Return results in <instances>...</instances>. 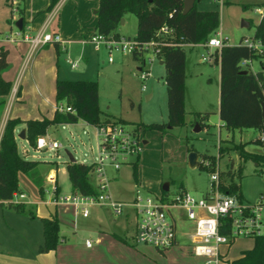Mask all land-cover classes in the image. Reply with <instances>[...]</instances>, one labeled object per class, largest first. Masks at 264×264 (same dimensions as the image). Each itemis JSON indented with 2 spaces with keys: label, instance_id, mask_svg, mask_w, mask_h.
<instances>
[{
  "label": "rangeland",
  "instance_id": "obj_1",
  "mask_svg": "<svg viewBox=\"0 0 264 264\" xmlns=\"http://www.w3.org/2000/svg\"><path fill=\"white\" fill-rule=\"evenodd\" d=\"M225 1H215L209 5L219 13V25L213 34L217 36V32L221 31L226 44L233 45L237 44L242 37L253 35L255 25L261 18L258 10H264V0ZM203 7V3L197 5L199 9ZM123 19L124 22H120L117 26L119 36L134 38L137 32L136 16L128 13ZM246 23L248 25H245ZM105 51L102 48L101 51L95 53L94 59L98 74H95L93 78L98 80L101 118H120L126 123L114 121L104 125L133 131L134 127H137L136 123L139 122H166L165 76L167 70L163 64L159 63V59L147 61L146 69L150 71V76L141 80L137 73V68L140 67L139 61L134 60L130 54L113 51V62H108V53ZM204 52L202 47L185 48V123L172 129L167 128L162 132L156 130L137 132L141 152L136 179H134L131 165L136 158L121 165L116 171L110 167L106 168L109 177L108 187L115 198L130 200L138 183L141 184L138 187L141 186L143 192L151 195L158 194L161 191V185L165 182L169 183L170 192L185 189L192 195L201 197L208 190L210 173L215 171H218L219 175L220 172H230L233 175L232 180L239 184L242 198L246 202L256 203L260 195L264 193V163L256 164L252 160H243L235 148L237 144L245 143L244 149L247 151L264 152V147L257 139L260 133L255 128L227 130L223 123L218 122L214 112L219 99V82L217 81L219 66L215 63L200 62V54ZM253 68L260 69L258 61L253 64ZM102 73L105 75L103 76ZM142 84L145 85V89H142ZM151 92L153 96L147 99L146 96ZM195 107L206 108L205 110L210 112L209 121L205 120L207 126L202 128L197 123V117L192 111ZM219 123L221 125L220 138ZM196 125L200 127V130L195 131ZM96 133L95 126L82 121L76 125H53L49 128L48 134L62 144L61 148L57 151H43L39 154L30 152L29 156L23 155L20 149L19 154L26 159H35L34 156L45 157L47 164L42 167L44 176L47 165L53 166L57 162L62 168L69 161L66 151L71 153L76 162L91 164L96 160L98 153ZM227 134L229 137H226ZM17 142L18 148L22 144L28 148V145L19 137ZM188 149H193L198 154V158L205 159L207 165L198 160L197 164L199 163L200 167H197V164L191 167L187 161ZM239 168L240 175H238ZM21 177L22 179L27 178L24 174H21ZM90 181L96 186L95 175H91ZM58 183L60 185L59 196L71 195V185L67 174L60 171ZM33 187L30 193L27 188L24 189L28 195L23 200L38 197L37 187L35 185ZM26 207L25 213L28 214V208L31 205L27 204ZM1 208L13 211V208L7 206L0 205ZM106 213L117 220L123 219V216H116L109 210ZM85 222L86 219L81 216L76 219V238L81 243H84V239L88 237ZM189 228L190 223L180 221L178 225L179 242L164 251L133 242L132 230L126 238L133 243L134 248L142 250L145 264H202V259L190 254V242L183 236ZM253 243L254 237L240 236L231 242L229 248L223 246L222 249L225 251L228 248L227 257L234 259L240 255L241 250L251 248Z\"/></svg>",
  "mask_w": 264,
  "mask_h": 264
},
{
  "label": "trees",
  "instance_id": "obj_2",
  "mask_svg": "<svg viewBox=\"0 0 264 264\" xmlns=\"http://www.w3.org/2000/svg\"><path fill=\"white\" fill-rule=\"evenodd\" d=\"M59 0H52L47 8L49 11ZM184 0H99L96 10L94 32L103 35H113L119 38L117 26L121 19L128 13H132L137 19V32L133 38L139 44L155 38L156 31L164 24L171 27L177 38H182L188 43H204L216 31L219 25V13L215 9L204 10L194 6L183 14ZM227 2V0L225 1ZM8 6L12 10V1L8 0ZM17 7V6H16ZM15 7V8H16ZM19 9V7H17ZM22 15V9L18 10ZM22 28L20 29L22 31ZM253 38L259 39L264 46V12L259 22L255 25ZM242 37L237 44H224L219 53L220 86H219V118L227 130L255 128L264 132L262 122L261 102L264 101V47L261 53H255L249 49ZM59 51L57 42H54ZM8 51L0 46V95L8 94L11 83L4 81L1 72L7 67ZM132 58L140 63L144 59L143 53L134 52ZM157 58L163 62L167 70L165 85L167 93V121L136 123L133 133L137 135L142 131H164L185 123L184 95H185V48L172 45H163ZM242 60L259 61L260 70L251 71L244 67ZM246 72L243 73L242 71ZM56 109L51 119L8 118L0 136V200L10 199L14 192H20L18 175L23 173L35 184L39 194L44 193L43 180L40 175L39 161L26 159L18 152L14 129L18 124H25V138L29 144L35 146L36 138L44 135L51 125L73 124L82 120L89 125L97 126L124 122L120 118H101L99 106L98 83L95 80H69L58 78L55 82ZM4 101L1 100L0 104ZM60 105L69 106L73 112L59 111ZM210 112H194L197 123L203 128L207 126L205 120ZM260 145H264L259 141ZM245 143L237 144L235 148L239 157L243 160H252L256 164L264 163V152H250L244 149ZM221 149V148H220ZM193 149H188V152ZM222 152V149L219 150ZM206 157V155H202ZM137 156L131 162L134 179L137 176ZM200 167V164H197ZM66 170L71 185L72 193L97 195L98 189L90 181L93 164L81 162H67ZM240 175V168L238 170ZM230 172H220L219 187L224 193L234 194L243 200L239 184L232 180ZM182 188V186H179ZM162 195L166 192L160 189ZM260 196H264V193ZM17 211H24L23 204L13 205ZM43 243L40 252H47L56 248L60 241V224L57 217L41 218ZM228 229H221V233L227 234ZM123 242L130 243L125 237L117 236ZM231 264H264V236H255L253 246L241 251L238 258Z\"/></svg>",
  "mask_w": 264,
  "mask_h": 264
},
{
  "label": "crops",
  "instance_id": "obj_3",
  "mask_svg": "<svg viewBox=\"0 0 264 264\" xmlns=\"http://www.w3.org/2000/svg\"><path fill=\"white\" fill-rule=\"evenodd\" d=\"M11 1L12 10L7 4L8 0H0V46L8 51L6 58L8 65L1 72V77L4 81L11 83L8 94L0 95V101H4L3 104H0V136L8 118L27 120L47 117L51 119L56 108L55 82L58 78L95 80L98 83L97 78H93L95 74H98L94 59L95 53L102 50L96 51L91 44L83 42L84 39L94 32L99 0L60 1L57 15L50 24V29L58 34L60 38V41L57 42L59 51L56 49L54 42H49L32 53L29 52L28 43L24 41L11 42L7 37L15 31V21L19 18H22L23 29L22 31L19 29L22 34H34L39 31L47 20V8L52 0ZM212 2L215 1L199 0L197 5L203 3L204 7L200 9L211 10L212 8L209 5ZM15 6L19 7V9L15 8ZM20 9H22L21 16L18 14ZM195 47L199 46L194 45L186 48L192 49ZM219 53L220 50L215 51V59L211 63L219 66L217 81L220 86ZM68 60L75 63L76 67H72ZM200 62L202 61L200 60ZM255 62L257 61L251 60L250 63H246L243 66L253 72H257L260 69L255 70L253 68ZM81 63L82 65H80ZM102 75L104 76L105 74L102 73ZM152 96L153 93L151 92L146 98L149 99ZM193 109L192 111L194 112H206V108L195 107ZM214 113L218 118V122H221L219 118V99ZM207 120L209 121V117ZM81 121L79 120L73 124L76 125ZM49 128L44 134L48 137H50L48 134ZM220 128L221 125L219 123V138ZM21 130L25 131L24 123L18 124L14 129L16 142ZM258 132L260 133L261 131L258 130ZM228 134L226 137H229ZM21 140L28 145V148L22 144L18 148V152L21 149V153L26 156H29L30 152L34 154L40 153L34 151V146L30 145L26 138ZM144 143L147 142L144 141ZM34 158V160L40 162L38 169L43 180L44 193L41 195L38 192L37 198L27 201L23 200L21 204L24 206V211L22 212L17 211L12 207L13 205L0 202L1 206L13 208V211L0 209V264H145L142 250L134 248L131 241L126 243L117 238V236L126 238V235L132 232L130 230H133L130 216L128 215H122L123 219L117 220L106 213L108 209L98 206L92 207L87 217L81 216L86 219L85 226L87 227L88 237L84 239V243L79 242L76 238V219L80 215H76L73 207L69 204H54L51 201L50 189L54 184L55 192L59 195L58 174L60 171L67 174L66 164L62 168L57 162L53 166L47 165L48 168L46 169L47 171L45 170L46 175L44 176L42 167L47 164L46 158H40L39 156H34ZM21 174L23 173L18 175L19 189L20 192L27 196L28 194L24 189L27 188L30 193L35 184L27 175L26 179H22ZM138 185L136 188H138ZM111 195L113 196L112 193ZM130 200L121 199V201ZM27 204L31 205L28 208V214L25 213ZM52 216L57 217L60 224V241L55 249L40 252L39 248L43 243L41 218H50ZM190 228L188 231H190ZM185 237L187 238V236ZM86 240H90V246L86 245ZM227 247L229 248V246ZM228 248L225 251L221 250L224 264H231L234 259L240 256L229 259L227 257Z\"/></svg>",
  "mask_w": 264,
  "mask_h": 264
},
{
  "label": "built area",
  "instance_id": "obj_4",
  "mask_svg": "<svg viewBox=\"0 0 264 264\" xmlns=\"http://www.w3.org/2000/svg\"><path fill=\"white\" fill-rule=\"evenodd\" d=\"M59 0L49 11L48 17L42 28L34 34H22L19 29L7 37L11 42L24 41L29 45V52L49 42H59L58 34L50 29L51 21L57 15ZM222 2V0H213ZM263 15V11L258 10ZM89 43L99 51L104 48L108 53V62H113L112 52L132 55L134 52L143 53L144 59L137 69L141 80L147 79L150 72L146 69V63L158 59L157 54L163 45L179 47H192L197 45L204 49L199 59L202 62L211 63L215 59V51L220 50L225 43L221 31L214 34L204 43H188L182 38H176L171 27L164 24L155 33V38L139 44L133 38H116L113 35L91 33L83 41ZM249 49L255 53H261L263 44L259 39L245 37L243 40ZM147 56V57H146ZM68 62L72 67L75 63ZM251 60H242L241 64L250 63ZM142 89L145 85L142 84ZM56 109V108H55ZM59 111L73 110L69 106L60 105ZM97 157L93 164L92 175L96 176L97 195L71 193L67 196L56 194L53 184L50 193L54 204L65 203L73 207L76 215L87 217L94 206L104 207L116 216H130L132 223L131 239L135 243L151 246L159 251H164L179 242L178 225L180 221L191 225L190 231L183 234L190 242V254L202 259V264H224L222 259V246H229L231 242L240 236H264V196L256 203L240 200L236 195L224 193L220 190L219 172L210 173L208 190L196 197L185 189L174 192L168 190L162 193L149 194L136 188L130 201L115 199L108 187L109 177L106 168L118 170L123 164L131 162L140 155V141L133 131H126L120 127L97 125ZM257 139L264 145V132H260ZM62 144L46 135L36 138L34 151H57ZM207 165V161L197 158V161ZM26 194L14 192L10 199L0 200L8 205L21 204ZM227 234L221 233V229H228ZM90 246V240L85 241Z\"/></svg>",
  "mask_w": 264,
  "mask_h": 264
},
{
  "label": "water",
  "instance_id": "obj_5",
  "mask_svg": "<svg viewBox=\"0 0 264 264\" xmlns=\"http://www.w3.org/2000/svg\"><path fill=\"white\" fill-rule=\"evenodd\" d=\"M194 2L195 0H184L183 1V10L182 13L186 14L193 6H194ZM121 22H123V19H121ZM245 25H248V23H246ZM15 26L17 29H21L22 28V18H19L18 20L15 21ZM161 64H163L162 61H160ZM243 73H245L246 71L243 70ZM261 109H262V122L264 125V101L261 102ZM197 127L195 128V131L200 130V127H198V125H196ZM18 137L21 139L25 138V134H24V130H21L20 133L18 134ZM67 156H68V160L69 162H75L74 157L71 155L70 152L66 151ZM197 158H198V154L195 151H191L188 153L187 155V161L188 164L191 167H195L197 164ZM161 189L165 192H167L169 190V183L165 182L161 185Z\"/></svg>",
  "mask_w": 264,
  "mask_h": 264
}]
</instances>
